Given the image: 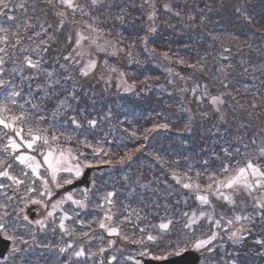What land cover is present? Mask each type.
<instances>
[{"label": "trees", "instance_id": "1", "mask_svg": "<svg viewBox=\"0 0 264 264\" xmlns=\"http://www.w3.org/2000/svg\"><path fill=\"white\" fill-rule=\"evenodd\" d=\"M123 1L76 0L68 11L60 0H0V117L14 124L0 125V172L9 173L0 176V213L21 247L16 260L30 261L28 247H39L48 233L65 264H141L142 253L168 257L215 235L199 249V264H264V187L232 189L229 203L226 187L216 191L237 163L251 161L264 170V0H254L249 11L243 0H192L185 13L177 0H127L129 10ZM87 2V23L105 45L84 38L77 44ZM143 26L149 27L146 40ZM115 44L124 53L113 56ZM94 57L95 67L85 75L82 67ZM120 76L130 90L120 86ZM252 77L263 86L261 97L248 85ZM213 98L220 99L217 106ZM251 98L261 105L253 107ZM29 130L48 143L27 148ZM91 130L102 139L96 152L88 148ZM13 139L19 149L9 144ZM48 151L75 158L85 153L83 159L99 163L93 165L112 168L96 177L98 190L74 206L88 217L84 230L70 202L45 226L25 219L24 205L45 200L60 179L54 181L43 165L36 176L15 157L30 153L42 161ZM86 191L78 188L75 196ZM133 207L168 229L149 241L144 223L131 218ZM111 228L117 229L115 240ZM233 232L240 238H230ZM96 238L102 252H92Z\"/></svg>", "mask_w": 264, "mask_h": 264}, {"label": "rangeland", "instance_id": "2", "mask_svg": "<svg viewBox=\"0 0 264 264\" xmlns=\"http://www.w3.org/2000/svg\"><path fill=\"white\" fill-rule=\"evenodd\" d=\"M126 1L127 0L123 1L124 2L123 9L129 10V6L126 3ZM145 1H147V0H145ZM253 1L254 0H243L244 6L248 8V11H249V9L252 8ZM74 3H76V0H74ZM88 3L89 2H87L85 5H83L81 7V10H80V16H79V20L78 21H81L83 23V25L81 23H78L77 22V25H78L77 26V28H78L77 30L80 33L79 38H78V41L80 43H82V38L86 39L87 41H91V43H93V42L96 43L99 40H101V43L103 45H105V39L106 38L100 37L99 34H98V32L94 29V27L91 24L87 23V20L89 19L90 15L92 14V9L86 8L87 5H88ZM177 3L180 6H182V8H181L182 11H180V10L179 11L182 12V13H185V10H187V8L191 5L192 0H177ZM132 4H133V2H132ZM155 4H156V2H155ZM64 6L63 7L64 8H67L68 11H69V9L70 10H74L76 8V7L75 8H68L66 5H64ZM166 7L167 6L165 5V8ZM65 11H66V9H61V11H60L61 13L60 14H62L64 16H68V14L65 13ZM143 28H144V31H143V33H144V39L143 40H146V38L148 37V35L145 34V33H148V31H147L146 28H149V27L148 26H146V27L143 26ZM138 33H140V32L138 31ZM108 40H110V39H108ZM78 41H77V44L79 45V42ZM101 46L102 45L97 44V47L98 48H100ZM112 50H113V52H112L113 53L112 54L113 56H119L120 53H124L123 46H118L117 44L114 45V47H113ZM93 61L96 63V58L95 57L92 58V59L89 58V59L86 60V62L84 63V65L82 67L83 72L90 71L93 68V67L92 68H89L90 63L93 62ZM119 84H120V86H122L126 90H130L131 89V86L126 83V81L124 80V78L122 76H120V78H119ZM248 85H250L252 87L253 92L255 94L258 93V92H261L260 94H258L259 97H261L263 95V93H262L263 92V90H262L263 89V86H262L261 82L259 81V78L258 77H256V78L252 77L249 80ZM204 87L207 88V85H204ZM249 98H248V101H249ZM201 99H202V97L199 100H201ZM251 101L253 103V107L258 106V105H261V104H256V100L254 98H251ZM219 103H220V99H217L216 103H213V104L217 106V104H219ZM262 104H264L263 101H262ZM90 132H91V135H94V136L90 137L87 140L88 141V148H89L90 151L96 152L99 149V146H100V145H98V143L101 142L102 139H101V136L99 134H96V131L95 130H91ZM53 154L57 158H59V156H60V153H53ZM64 154H65L66 157H69V160H70V163L71 164H77L78 163L81 166L82 170L86 166H97V165H93V163L94 164H99V163H95V162H93L91 160H88V159H83L84 156H85V153L79 154V156L77 158H75V157H73L71 155H67L66 153H64ZM24 155H30V153H25ZM36 160H37V158H36ZM85 160H87V161H85ZM37 161H39V160H37ZM39 162L41 163V165H43V166H45L47 168V166L44 164L43 160L42 161H39ZM100 165H104V166L100 167V172H95L92 175V178H91V184H93V187L91 189H89L91 187L90 186L87 189L88 191H86V193L82 197H80V199L75 196V194H76L75 192H71V193H68V194H64V196H62V197L60 196V198H57L56 200H54V202H50L48 200V198L50 197V195H49V192H47V198L45 200L35 199V200L31 201V202H27L24 205V207H23L24 216L26 215V217L28 219L27 209H28L29 206H34L35 207V211L37 212V217H36L37 220L35 222L42 221L43 223L41 225L45 226V222L47 221V219L50 216L49 213H51V215H52V213H53V211H55V209H57L59 207H63L66 204V202H70L71 203V206L73 208H74L75 205H77V203H75V201H81L82 203H84V200L87 199V196L88 195H93L98 190V188L100 187L99 183L98 182H95L96 177L97 176H100V175H105L107 173H110L109 172V169H112V168H108V166H109L108 164H107L108 165L107 167L103 163H101ZM244 166L245 165H243V164H238V163L235 164L232 167L231 175H234L238 171V169L240 167H244ZM103 168H105V169H103ZM101 169H103V170H101ZM184 169H186V172H187L189 170H192V167L191 166H186ZM49 174H50L49 176L51 177V173L50 172H49ZM75 178H77V177H75L73 173H68V172H61V173H59V175L57 177V179H60V181H59L60 183L59 184L61 186H62V184H64V180L65 179H71L73 181ZM254 179H255L254 177H251V176L249 177L250 182H254ZM240 187L241 188H245L243 185H240V186L234 188L233 190H236V189H238ZM50 193H52V191ZM69 194H71V196H72V199L71 200H68L67 199V196ZM231 195H233L232 189L229 188V190H228V188H226V190H225V192L223 194V199H224V201L226 203H229L231 201V199H232ZM225 197H229L230 200L229 199H226ZM58 202H61V203H58ZM53 205H56V207L53 208ZM128 209L131 210V206L130 205H128ZM131 214H132L131 215V218L135 222H137V221L141 222L142 221L144 223V224H141L143 226V227H141V229H142L141 232H142V234H143V236L145 238H148L149 235L154 236V237L160 236L164 232L163 229H161L159 227L162 223H159L156 220H152L153 219L152 216L146 217V216H144V215L141 214L140 210H136L134 207H133V210L131 211ZM74 215L77 216V225H78V227L81 230H84L86 228V226L89 224L88 217L85 215L84 212H79L75 208H74ZM1 216H2V212L0 213V223H3L4 224L3 230H6L5 232L3 231V233L5 235H7L8 237H10L9 236L10 234L7 232L8 229L5 227L6 221L4 219H2ZM49 231L50 230H47L45 233H47ZM116 234H117V232H111L110 229L108 230V235L111 236V239L112 240H115L116 239ZM52 238H53V236L52 235H49V233H48V235L45 237V239L41 240V241H43V243L40 244L39 247H37V246L28 247L29 253L31 255V257H29V260L33 264H65L68 261L67 258H64L63 257V254L60 255V254H58L59 252L56 253V250L53 251V249L51 247V244H52V241L51 240H52ZM12 240H13V246H12V249L10 251V254H9L8 258L4 262H2L0 260V264H19L18 261L16 260V258H17L16 252L18 251V249H21V247H17L15 245V243H14L15 242L14 236H12ZM95 240H97V242H96V245H94L92 247V252H98V251L102 252L103 251V250H101V246L102 245L99 244V242L101 241V239L96 238ZM202 240H207V239H202ZM198 241H200V240L195 241V244ZM204 247H202V248H204ZM187 249H189V248H187ZM191 249L197 250L194 246ZM35 250H37V251L35 252ZM80 251H78V252H80ZM141 257H153V256L141 255ZM69 260H70V258H69ZM139 262L142 264L140 258H139ZM117 264H123V262L117 263Z\"/></svg>", "mask_w": 264, "mask_h": 264}, {"label": "snow or ice", "instance_id": "3", "mask_svg": "<svg viewBox=\"0 0 264 264\" xmlns=\"http://www.w3.org/2000/svg\"><path fill=\"white\" fill-rule=\"evenodd\" d=\"M60 2L64 5H66L68 8H75L77 5H75L74 0H60ZM93 4L97 3V0H92ZM21 7H23V5H20ZM8 5L4 4V8H7ZM0 14H3V9H0ZM8 19H14L13 17H8ZM0 31H3V29H0ZM79 42V41H78ZM0 51H3L2 49H0ZM27 64L32 67V68H36L38 67L37 64L33 63L31 59H27ZM4 60L3 58H0V64H3ZM95 67V62H91L89 65V68ZM0 71H3V69H0ZM85 75H87V72L84 73ZM4 82L0 81V85H2ZM13 96H19L20 93L19 92H14L12 93ZM218 98H213V103H216ZM13 104L16 103L15 100L12 101ZM33 107H36V105H33ZM4 111H7V108L5 107L3 109ZM23 114H21V116H13L11 117V120L14 122L16 120H20L22 118ZM96 121H90V124L95 125ZM0 125H3L5 128H13L14 124L11 122H8L7 120H5L4 118L0 117ZM21 130H17V134H20ZM29 136L31 137L30 140H25L24 143L26 144L27 148L32 149L33 146L38 142V141H43L45 144L48 143L47 141V137L45 136H40V135H35L31 132V130H29ZM21 139H23V137H21ZM53 139H56L55 137H53ZM9 144L11 145V147L13 149H19L21 147V144H18L14 139L9 141ZM7 150V149H5ZM262 155H264V149L261 150ZM15 159L19 160L21 164H24L26 167L30 168L32 170V172L36 175V176H40V172L39 169L42 167L41 163L39 161L36 160V158L34 156L31 155H18L15 157ZM43 162L44 164L47 166V169L50 170L51 173V177L52 179L55 181L59 175V173L61 172H68V173H73L75 177H79L82 174V168L81 166L77 163V164H71L69 157H66L65 154L63 152L60 153L59 158L55 157L52 151H48V153L46 155H44L43 157ZM9 175V173L7 171H2L0 172V176L3 177H7ZM254 177V182H250L249 177ZM42 180H44V184L45 187H47V180H45L43 177H40ZM12 179L16 182V183H23V181L18 180L15 177H12ZM64 183L66 184H70L72 183L71 179H65ZM240 185H243L244 187H246L247 189L251 190L253 189L255 186H260V187H264V170H261V168L256 165L253 164L251 161H248L246 163V165L244 167H240L238 169V171L230 176L227 177L225 180L219 181L217 184V188L216 191L219 192V189L221 187H226V188H230V189H234ZM57 187H60L61 185L59 183L56 184ZM185 188H191L193 187L191 184H184L183 185ZM0 187H3V185H0ZM196 187L198 188L199 185H196ZM209 189L212 188V185L209 184L208 185ZM49 195H51V193L49 192ZM112 193H109V197L112 196ZM202 202L207 203L208 199L206 196H199L198 197ZM226 199H229V197H225ZM68 200L72 199L71 194H69L67 196ZM62 202V201H61ZM58 202V203H61ZM75 203L80 204L82 203L81 201H75ZM262 207H264V205H261ZM56 205H53V208H55ZM49 215H51V213H49ZM25 219H27V217H25ZM237 220L241 219L240 217L236 218ZM36 223L42 224V221H37ZM170 223V222H169ZM218 223V222H217ZM228 223H231V221H229ZM102 228L105 227V225L102 223L100 225ZM64 225L61 224V228H63ZM161 229H168L169 224L168 223H162L159 226ZM4 228V224L0 223V229ZM111 232H117V229L113 228L110 229ZM216 238L215 235L211 236L208 240H200L198 241L194 247L199 250L202 247H204L206 244L211 243L212 240H214ZM230 238H234V239H239V235L237 232H233L232 236ZM157 238L154 236L149 235L148 236V240L149 241H154ZM188 249L187 247L185 248H177L176 251L169 253V255L172 256H181L183 253L187 252ZM145 254H149L150 253H142L141 255H145ZM77 256H81L83 255V251L81 250L80 252L76 253ZM156 259H167V256L164 257H154Z\"/></svg>", "mask_w": 264, "mask_h": 264}, {"label": "water", "instance_id": "4", "mask_svg": "<svg viewBox=\"0 0 264 264\" xmlns=\"http://www.w3.org/2000/svg\"><path fill=\"white\" fill-rule=\"evenodd\" d=\"M92 168L87 167L81 178L74 181L73 183L65 186L62 190H60L57 195L63 193L64 191H68L70 189L76 188L78 186H89L90 185V176H91ZM32 208V207H31ZM29 208L28 211L31 210ZM30 217H35V212L30 213ZM11 244V240L4 238L0 233V257H4L6 251L8 250ZM200 261V254L194 250H188L183 253L181 256H173L163 260H156L153 258H142V264H198Z\"/></svg>", "mask_w": 264, "mask_h": 264}]
</instances>
